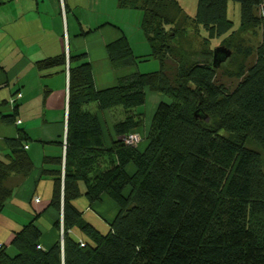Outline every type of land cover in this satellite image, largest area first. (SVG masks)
Here are the masks:
<instances>
[{
    "label": "trees",
    "instance_id": "16d2710c",
    "mask_svg": "<svg viewBox=\"0 0 264 264\" xmlns=\"http://www.w3.org/2000/svg\"><path fill=\"white\" fill-rule=\"evenodd\" d=\"M165 1L144 5L149 53L134 55L124 37L107 46L116 69L150 57L158 69L137 70L96 89L86 53L69 54L65 150L46 158L54 166L42 170L53 178L49 206L59 213V237L42 248L36 214L14 231L13 254L0 247V264H264V160L246 146L250 140L264 155V40L239 69L232 90L216 82L218 66L210 60L185 59L166 70L177 31L165 29L172 22L163 11ZM233 1L240 4V27L263 26L264 0ZM227 3L197 0L194 25L211 37L230 34ZM40 63L65 69L64 55ZM146 89L168 97L158 101L148 130L139 109ZM91 102L99 110L122 109L108 141L98 115L84 108ZM145 127L142 150L139 141L124 142ZM28 140L24 133L8 139L9 151L0 159V213L12 196L3 181L33 168ZM80 195L89 207L103 197L113 202L116 212L105 219L106 234L84 218L75 204Z\"/></svg>",
    "mask_w": 264,
    "mask_h": 264
},
{
    "label": "crops",
    "instance_id": "0c3cea01",
    "mask_svg": "<svg viewBox=\"0 0 264 264\" xmlns=\"http://www.w3.org/2000/svg\"><path fill=\"white\" fill-rule=\"evenodd\" d=\"M145 2L0 0V159L9 151L8 139L24 133L29 138L24 146L33 163L27 174L13 173L3 181L12 189L0 213V245L8 253H14L9 252L13 249L10 240L14 231L36 214L42 248H48L59 237L54 226L59 213L49 206L53 178L42 170L54 166L45 160L62 152L66 136L69 54L86 53L96 89L115 85L119 78L135 73L134 65L114 68L107 46L124 37L134 55L149 53L150 45L142 29ZM60 55L65 57V69L63 65L39 64L40 60ZM84 108L98 115L108 141L113 122L109 115L121 108L99 110L95 102L84 104ZM14 113L13 121L2 119ZM148 120L149 116H145L146 124ZM141 143L143 139L139 149ZM39 188L44 191L41 196ZM80 188L85 186L80 183ZM101 205L105 207L98 212L100 216L113 218V202L103 197L92 206L101 209Z\"/></svg>",
    "mask_w": 264,
    "mask_h": 264
},
{
    "label": "rangeland",
    "instance_id": "374dc122",
    "mask_svg": "<svg viewBox=\"0 0 264 264\" xmlns=\"http://www.w3.org/2000/svg\"><path fill=\"white\" fill-rule=\"evenodd\" d=\"M173 1L178 3L182 11L168 0L165 1L163 11L172 20L170 24L165 25V29L177 31V36L173 39V50L168 53L164 61L165 69L174 70L176 67H179L181 61L185 59L191 61L200 58L212 61V54L210 53H212L213 49L224 46L228 48L231 53L216 69V82L226 90H232L239 81L237 75L239 69L242 66L246 67L253 59L252 54L255 48L264 40V24L258 28L250 26L240 27V4L236 1L228 0L227 17L233 22V31L230 34L211 37L209 31L199 28V32L198 27L193 23L191 16H193L196 11L197 0ZM135 41L134 44L137 43V40ZM247 51H250L249 54ZM158 67V61L150 57L147 60L138 61L137 64L134 65L133 70L144 72L156 70ZM146 91V100L139 109L144 113L143 118L149 116V120L146 124L148 130L152 114L158 101L160 99L167 101L168 97L162 96L160 98L158 93L150 92L148 89H146ZM121 113V109H115L112 111L111 115H109V121H116L122 118ZM141 131L143 132V129ZM141 131L139 132L140 135ZM140 135L139 137L141 138L142 135ZM141 140L142 138L139 142ZM146 141L145 136H143V143L140 144V150L144 148ZM137 142L135 143L137 144ZM246 146L259 151L264 160L263 153L254 143L248 140ZM80 189L84 191L85 188ZM50 191L52 192V189ZM43 192V188L38 189V194L40 196L43 195ZM75 204L78 208L83 210L84 218L92 223L102 234L108 232V223L98 213L99 211H103L105 205H101L102 210L98 209L96 206L89 207L84 195H80L76 198ZM1 226H3L2 223ZM12 250L13 249L9 252H12Z\"/></svg>",
    "mask_w": 264,
    "mask_h": 264
},
{
    "label": "water",
    "instance_id": "95a60500",
    "mask_svg": "<svg viewBox=\"0 0 264 264\" xmlns=\"http://www.w3.org/2000/svg\"><path fill=\"white\" fill-rule=\"evenodd\" d=\"M231 51L222 46V47H216L213 49V66H219V64L224 61L229 55Z\"/></svg>",
    "mask_w": 264,
    "mask_h": 264
},
{
    "label": "built area",
    "instance_id": "2783aa9c",
    "mask_svg": "<svg viewBox=\"0 0 264 264\" xmlns=\"http://www.w3.org/2000/svg\"><path fill=\"white\" fill-rule=\"evenodd\" d=\"M20 96V95H19ZM139 135L140 134H138V133H130V134H128L127 136H125L124 138H123V140H124V142L126 143V144H134L135 142H137V141H139L141 138L139 137ZM65 150V140H64V143H63V151ZM64 153V152H63ZM38 199L36 198V201H37ZM0 247H1V245H0Z\"/></svg>",
    "mask_w": 264,
    "mask_h": 264
}]
</instances>
